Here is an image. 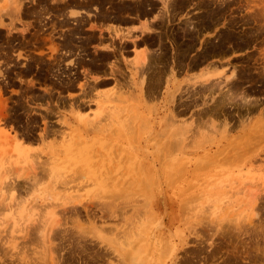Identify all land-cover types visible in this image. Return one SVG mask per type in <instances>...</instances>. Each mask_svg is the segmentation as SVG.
<instances>
[{
	"label": "rangeland",
	"instance_id": "1",
	"mask_svg": "<svg viewBox=\"0 0 264 264\" xmlns=\"http://www.w3.org/2000/svg\"><path fill=\"white\" fill-rule=\"evenodd\" d=\"M64 3L0 0V264H264V0Z\"/></svg>",
	"mask_w": 264,
	"mask_h": 264
},
{
	"label": "bare ground",
	"instance_id": "2",
	"mask_svg": "<svg viewBox=\"0 0 264 264\" xmlns=\"http://www.w3.org/2000/svg\"><path fill=\"white\" fill-rule=\"evenodd\" d=\"M23 1V0H22ZM25 1V0H24ZM69 1L70 0H65V3L63 4V5H65V4H67V3H69ZM10 1H8L7 2V4H6V6L5 5H2L3 6V8H4V13H6V15L4 14V16L6 17L7 15L9 16V15H12V17H14L13 16V14H16V15H19V14H21V11H22V6H24L23 5V3H14V5H15V9H13V11H12V9L11 10H9L10 9V6H8ZM119 2V1H118ZM5 3V2H4ZM74 5V4H73ZM95 5V4H94ZM5 6V7H4ZM98 7V6H97ZM1 9H2V7H1ZM106 9V8H105ZM172 9V8H171ZM170 9V10H171ZM1 11H3V10H1ZM11 13H13V14H11ZM71 13V15H73V16H75L76 14L74 13V12H70ZM176 13V12H175ZM108 14V13H107ZM106 14V15H107ZM111 14V13H110ZM169 14V13H168ZM2 16V15H1ZM110 16V15H109ZM138 16V15H137ZM78 17V16H77ZM115 17V16H114ZM141 17V16H140ZM150 17V16H149ZM159 17V16H158ZM161 17H163V15L161 16ZM164 17H165V15H164ZM211 17V16H210ZM16 17H14V19H15ZM139 18V17H138ZM157 18V17H156ZM17 19H18V16H17ZM107 19V18H106ZM115 19V18H114ZM159 19H160V17H159ZM4 20V19H3ZM11 20V19H10ZM157 20V19H156ZM18 21V20H17ZM75 21V20H74ZM170 21H172V20H170ZM20 23H22L21 21H20ZM144 24V23H143ZM8 25V24H7ZM6 25V23H4V22H2V21H0V29H6V28H8V30H10V27L12 28V24H11V26L9 27V26H7ZM120 25V24H119ZM147 25L148 24H146V27H147ZM149 25H151V24H149ZM148 25V26H149ZM189 26V25H188ZM15 28H16V26H14ZM144 28L145 30L147 29V28ZM120 28H115V29H113V32H114V34H115V38H117V37H119V35H120V37L119 38H123V39H125L124 41L126 42V40H128L129 38H126V36H128V37H130L129 35L130 34H132V32H134V31H132V30H126L127 32H120V30H119ZM152 27L151 28H148L146 31H143L142 30V28H140V32L142 31L143 33H150L152 30H154V28L152 29ZM190 30V29H189ZM14 30H12V32H13ZM158 31V30H157ZM112 32V33H113ZM141 32V33H142ZM197 32H198V30H197ZM9 33H11V32H9ZM122 33V34H121ZM8 34V33H7ZM72 34H74V33H72ZM151 34V33H150ZM121 35H123V37L121 36ZM161 35V34H160ZM6 36V35H5ZM130 39H131V37H130ZM167 39V38H166ZM113 40H114V38H113ZM160 40V39H159ZM129 42L131 41V40H128ZM131 42H134V44H136V41H131ZM160 42V41H159ZM71 44V43H70ZM133 44V45H134ZM5 46V45H4ZM107 47H109V48H107V49H111L112 48V46L110 47L109 46V44H108V46ZM86 48V47H85ZM51 49V48H50ZM87 49V48H86ZM160 49V48H159ZM54 51L56 50V49H53ZM53 50L51 49V51H52V53H53ZM113 51V50H112ZM145 51V50H144ZM162 51V50H161ZM148 52V51H147ZM150 52V51H149ZM151 52H152V50H151ZM154 52V51H153ZM156 52V51H155ZM4 53V52H3ZM158 53V52H157ZM156 53V54H157ZM159 53H160V51H159ZM143 54V53H142ZM150 54V53H149ZM19 55V57H21V53L20 54H18ZM165 55V54H164ZM140 58V66L138 67L139 68V70L142 72V73H144L145 71H146V69H148L149 68V66H150V63H149V55H148V53H144L141 57H139ZM139 72V71H138ZM138 74V73H137ZM136 74V75H137ZM141 74V73H140ZM148 74V73H147ZM141 75H143V74H141ZM238 79V75L236 74V71H233L232 72V75L230 76V77H227V78H225V80H226V84H228L229 82H232L233 83V81H235V80H237ZM248 80V79H247ZM160 81V80H159ZM210 81V80H209ZM168 82V81H167ZM169 82H170V80H169ZM200 83H202L203 84V82L201 81ZM210 83H211V81H210ZM214 83V82H213ZM224 83V82H223ZM251 83V82H250ZM218 84V83H217ZM226 84H225V88L224 89H226L227 87H226ZM249 84V83H248ZM158 85V84H157ZM205 85V84H204ZM206 85H208V84H206ZM224 85V84H223ZM203 86V85H202ZM210 86V85H209ZM220 86V83H219V85H218V87ZM222 86V85H221ZM229 86V85H228ZM151 88V87H150ZM207 88H208V86H207ZM212 88V87H211ZM220 88V87H219ZM218 88V89H219ZM222 88V87H221ZM242 89V88H241ZM151 90H153V89H151ZM177 90V89H176ZM174 91L173 93H175V92H177V91ZM214 90V88H212L210 91H211V93H212V91ZM231 90V89H230ZM230 90H228V91H230ZM240 91H242V90H240ZM253 91V90H252ZM226 92V91H225ZM230 92H232V90L230 91ZM172 93V95H171V99L173 98L174 99V97H175V94H173ZM219 93H224V92H221V90H220V92ZM171 94V93H170ZM226 94V93H225ZM231 94V93H230ZM233 94V93H232ZM238 94V93H237ZM241 94H242V92H241ZM193 95V94H192ZM191 95V96H192ZM217 95V94H216ZM239 95H240V93H239ZM197 96V95H196ZM199 96V95H198ZM203 96V95H202ZM213 96V95H212ZM215 96V95H214ZM216 97V96H215ZM215 97H212L211 99H210V101H212V100H214V98ZM251 97V96H250ZM197 98V97H196ZM204 98V97H203ZM226 98H227V100H229V102H230V100L232 101L233 99H232V95H226ZM249 98V97H248ZM173 99H172V102H173ZM201 99V98H200ZM206 99V98H205ZM208 99V98H207ZM251 99V98H250ZM250 99H248V101L247 102H245V103H247L248 104V102H249V100ZM196 100V99H195ZM202 100V99H201ZM243 100V99H242ZM247 100V99H246ZM246 100H244V101H246ZM258 100V99H257ZM171 101V100H170ZM203 101V100H202ZM243 101V102H244ZM242 102V101H241ZM242 102V103H243ZM197 103V102H196ZM201 103L202 102H200V105H201ZM214 103H215V101H214ZM213 103V104H214ZM231 103V102H230ZM258 103H259V101H258ZM218 104V103H217ZM217 104H216V106H217ZM261 104V103H260ZM194 105V104H193ZM197 105H198V103H197ZM203 105V104H202ZM219 105V104H218ZM221 105V104H220ZM238 105V104H237ZM195 106V105H194ZM215 106V107H216ZM227 106H229V105H227ZM233 106V105H232ZM235 106V105H234ZM197 107V106H196ZM214 107V106H213ZM217 107H219V106H217ZM224 107V106H223ZM254 107V106H253ZM237 108V107H236ZM256 108V107H255ZM204 109V108H203ZM210 109H212V108H210ZM219 109V108H218ZM221 109H222V107H221ZM238 109V108H237ZM254 109V108H253ZM223 110V109H222ZM254 110H256V109H254ZM207 111V110H206ZM214 111V110H213ZM219 114V113H218ZM221 114H222V112H221ZM247 114H248V112H247ZM251 115V114H250ZM242 117V116H241ZM202 118V117H201ZM227 118V117H226ZM225 118V119H226ZM101 123V122H100ZM29 164H30V168H31V172H30V174L25 178L26 180L25 181H28V182H32V185H33V182L34 181H37L39 178H40V176H39V170H38V168H36V160H29ZM38 166V165H37ZM38 170V171H37ZM99 172V171H98ZM45 177H48V176H45ZM253 180V179H252ZM64 184V183H63ZM34 185H35V183H34ZM19 184H15V185H13L12 184V187L14 188V189H17V187H18V189H20L19 188ZM27 188V187H26ZM35 188V187H34ZM23 189V188H22ZM10 207V206H9ZM53 236L54 235H56L55 233H53L52 234ZM19 263V262H18ZM52 264H55V262H53V259H52Z\"/></svg>",
	"mask_w": 264,
	"mask_h": 264
},
{
	"label": "flooded vegetation",
	"instance_id": "3",
	"mask_svg": "<svg viewBox=\"0 0 264 264\" xmlns=\"http://www.w3.org/2000/svg\"><path fill=\"white\" fill-rule=\"evenodd\" d=\"M1 30H6V29H1ZM9 47H10L9 45L2 44L0 42V55H7L8 54V51H9ZM13 55H16V54H13ZM243 263H249V261H243Z\"/></svg>",
	"mask_w": 264,
	"mask_h": 264
},
{
	"label": "crops",
	"instance_id": "4",
	"mask_svg": "<svg viewBox=\"0 0 264 264\" xmlns=\"http://www.w3.org/2000/svg\"><path fill=\"white\" fill-rule=\"evenodd\" d=\"M139 26V25H138ZM135 32H138V31H135Z\"/></svg>",
	"mask_w": 264,
	"mask_h": 264
}]
</instances>
